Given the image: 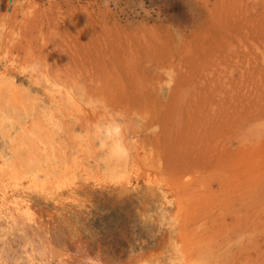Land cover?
<instances>
[{"label":"rangeland","instance_id":"obj_1","mask_svg":"<svg viewBox=\"0 0 264 264\" xmlns=\"http://www.w3.org/2000/svg\"><path fill=\"white\" fill-rule=\"evenodd\" d=\"M0 53L8 157L41 104L67 154L96 121L121 124L140 181L33 194L32 221L0 219L6 264H264V0H0ZM45 77L74 104L51 106Z\"/></svg>","mask_w":264,"mask_h":264},{"label":"bare ground","instance_id":"obj_2","mask_svg":"<svg viewBox=\"0 0 264 264\" xmlns=\"http://www.w3.org/2000/svg\"><path fill=\"white\" fill-rule=\"evenodd\" d=\"M10 67H13L11 61H5L3 65L0 64V91L4 87H11L16 84ZM15 73L17 74V72ZM31 76H33V73H31ZM45 80L44 91L48 94L51 106H58L64 98L70 104H74L69 93L64 92L60 86L50 79L45 77ZM40 106H42V113L39 112L40 115L37 119L32 118L28 129L26 120L29 117H23L24 124L22 123L23 125L20 128L17 126L21 133L11 142L16 143L14 145L15 154L18 156L8 157L4 150L0 149V219H3L8 226H13L18 222L26 225V221H32L30 218L32 217V211L34 212L31 202L33 194H38L47 201H52L53 204L55 202L57 205H62L60 198L65 196H67L66 200L70 199V201L77 202L78 188L82 182H92L94 185L114 183L131 189L140 185L139 174L131 165V146L121 124L113 119H103L102 121L97 119L100 121H96L92 126H88L89 128L87 127L86 131L84 130L85 135L77 136L78 142L73 147L74 152L67 154L68 146L65 145L63 137L60 138L61 135L59 136L62 132L60 119L52 114L51 108L41 104ZM13 115L10 116L8 113L5 118L1 117V121L4 122L2 124L0 121V137L2 139L7 137L5 128L14 126L17 123L16 119L19 121L18 116ZM67 141L69 142V140ZM117 144L119 145L118 148L115 147ZM10 150L14 149L10 147ZM96 152H98L97 155ZM130 165L132 168H129ZM130 172L133 173L134 177L131 176ZM148 187L151 186L148 185ZM153 188L163 193L160 187ZM150 193L153 196L154 193ZM156 200L158 199L156 198ZM175 261L172 260L169 264H187L182 260H178L179 263ZM42 262L43 260L40 264H43ZM0 264H6L1 257ZM129 264H162V262L156 260L147 263L146 260L137 259Z\"/></svg>","mask_w":264,"mask_h":264},{"label":"clouds","instance_id":"obj_3","mask_svg":"<svg viewBox=\"0 0 264 264\" xmlns=\"http://www.w3.org/2000/svg\"><path fill=\"white\" fill-rule=\"evenodd\" d=\"M115 147H119V145H115ZM79 264H105V261L101 258L100 253H97L96 255H85L83 256Z\"/></svg>","mask_w":264,"mask_h":264}]
</instances>
